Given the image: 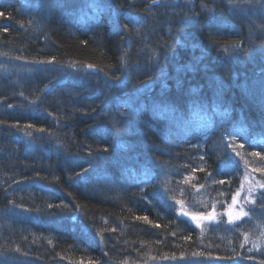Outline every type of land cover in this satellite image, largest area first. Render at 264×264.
I'll return each instance as SVG.
<instances>
[{
  "label": "trees",
  "instance_id": "1",
  "mask_svg": "<svg viewBox=\"0 0 264 264\" xmlns=\"http://www.w3.org/2000/svg\"><path fill=\"white\" fill-rule=\"evenodd\" d=\"M242 166L264 183V0H0V264H264V190L180 213Z\"/></svg>",
  "mask_w": 264,
  "mask_h": 264
},
{
  "label": "rangeland",
  "instance_id": "2",
  "mask_svg": "<svg viewBox=\"0 0 264 264\" xmlns=\"http://www.w3.org/2000/svg\"><path fill=\"white\" fill-rule=\"evenodd\" d=\"M166 1L169 2L171 0ZM242 169L243 175L240 187L223 211L213 208L205 213H192L181 205V215L202 231H206L210 225L218 223L221 220L237 222L246 217L250 209L255 206L258 194L264 190V187H262L264 183L258 181L247 167L242 166ZM230 212L232 213L231 217L229 216ZM241 213H246L247 215H241ZM193 216L201 217V219L199 221L193 220ZM262 242V240H256L253 242L252 247H260Z\"/></svg>",
  "mask_w": 264,
  "mask_h": 264
},
{
  "label": "snow or ice",
  "instance_id": "3",
  "mask_svg": "<svg viewBox=\"0 0 264 264\" xmlns=\"http://www.w3.org/2000/svg\"><path fill=\"white\" fill-rule=\"evenodd\" d=\"M130 22H135V21H130ZM125 27H127V25H125ZM89 67H91V65H89ZM29 127H30V125H29ZM241 147H243V145H241ZM237 155H238V153H237ZM252 155L253 156H259L260 153L255 152V153H252ZM221 183H223V181H221ZM262 187H264V185H262ZM241 215H247V214L246 213H241ZM229 216L230 217L232 216V213L231 212L229 213ZM209 218H211V217H209ZM144 219H147V217H144ZM192 219L193 220H196V221H199L201 219V217L193 216Z\"/></svg>",
  "mask_w": 264,
  "mask_h": 264
},
{
  "label": "bare ground",
  "instance_id": "4",
  "mask_svg": "<svg viewBox=\"0 0 264 264\" xmlns=\"http://www.w3.org/2000/svg\"><path fill=\"white\" fill-rule=\"evenodd\" d=\"M196 65H197V63H196ZM200 65H201L202 68H206L205 65H203V64H200ZM194 66H195L194 63H189V64L187 65V68H192V67H194Z\"/></svg>",
  "mask_w": 264,
  "mask_h": 264
}]
</instances>
